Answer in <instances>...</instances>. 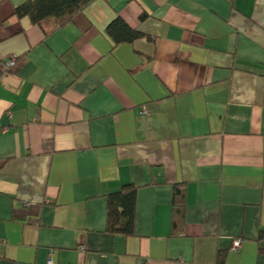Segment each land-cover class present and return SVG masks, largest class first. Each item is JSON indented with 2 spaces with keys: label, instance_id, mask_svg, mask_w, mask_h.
<instances>
[{
  "label": "crops",
  "instance_id": "1",
  "mask_svg": "<svg viewBox=\"0 0 264 264\" xmlns=\"http://www.w3.org/2000/svg\"><path fill=\"white\" fill-rule=\"evenodd\" d=\"M25 1L0 0V264H264V0H92L47 35Z\"/></svg>",
  "mask_w": 264,
  "mask_h": 264
},
{
  "label": "trees",
  "instance_id": "2",
  "mask_svg": "<svg viewBox=\"0 0 264 264\" xmlns=\"http://www.w3.org/2000/svg\"><path fill=\"white\" fill-rule=\"evenodd\" d=\"M92 0H26L17 5L13 15L18 18L28 17L30 21L41 28L44 35L57 29L81 12ZM50 26V30H48ZM106 35L114 44L132 42L143 37L138 30L130 27L123 19L116 17L105 29ZM176 188V186H175ZM181 188H176L173 208L180 211L183 201ZM136 188L126 184L107 198L106 230L111 233L131 235L134 226ZM180 200V201H179Z\"/></svg>",
  "mask_w": 264,
  "mask_h": 264
},
{
  "label": "built area",
  "instance_id": "3",
  "mask_svg": "<svg viewBox=\"0 0 264 264\" xmlns=\"http://www.w3.org/2000/svg\"><path fill=\"white\" fill-rule=\"evenodd\" d=\"M14 62H15L14 61V58H11L10 60H8L6 62L5 65H6V67H10V66H12L14 64ZM142 112L145 113L146 112V108H143L142 109ZM240 245H241L240 240H234V242H233V249L239 248ZM47 264H54V261L51 258H49Z\"/></svg>",
  "mask_w": 264,
  "mask_h": 264
}]
</instances>
